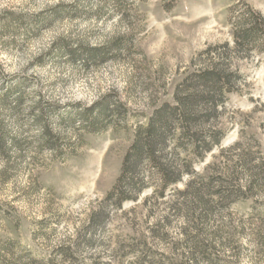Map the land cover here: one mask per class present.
Returning a JSON list of instances; mask_svg holds the SVG:
<instances>
[{
	"label": "rangeland",
	"instance_id": "rangeland-1",
	"mask_svg": "<svg viewBox=\"0 0 264 264\" xmlns=\"http://www.w3.org/2000/svg\"><path fill=\"white\" fill-rule=\"evenodd\" d=\"M246 6L264 17V0H0V264H264V51L233 44ZM210 63L235 74L214 123L224 137L177 161L215 167L235 194L198 223L207 250L191 257L174 193L188 177L156 195L142 160L140 192L118 187L148 118ZM236 143L263 173L246 196Z\"/></svg>",
	"mask_w": 264,
	"mask_h": 264
},
{
	"label": "trees",
	"instance_id": "trees-1",
	"mask_svg": "<svg viewBox=\"0 0 264 264\" xmlns=\"http://www.w3.org/2000/svg\"><path fill=\"white\" fill-rule=\"evenodd\" d=\"M232 24L235 27L233 44L237 50L264 51V17L260 13L246 6L245 10L235 16ZM217 55L220 56L221 62H229L228 51ZM227 68H219L217 64L210 63L194 72L175 89L173 104L165 103L153 112L143 128V134L135 138L125 156L121 186L118 187L120 197H123L129 188L140 192L141 180L137 178L135 168L142 160L148 167L146 174H143V189H154L156 195L163 196L166 188L180 183L183 177H188L183 189L174 190V193L181 204L187 207L186 211L180 207L178 212H186L184 217L188 223L183 230V236L187 240L191 257L195 254L203 256L207 250L199 240L201 230L198 223L205 222L208 215H214L223 206L228 205L235 194L225 186L223 174H216L215 167L213 172L209 171L212 167H207L202 174H198L190 164H178L180 152L190 151L201 160L213 148L220 146L224 133L215 129L214 123L218 109L223 106L225 94L231 92L230 86L235 76ZM104 109L100 113L101 116L107 114ZM99 117L88 122V126L93 127ZM203 127L207 130H201ZM43 132L46 137L43 143L46 144L53 136L48 126H43ZM14 145L16 147L18 143ZM232 148L231 150L239 152L238 163L250 178L245 187L238 186L235 192L246 196V191L263 184V173L257 166H251L252 154L248 147L242 149L241 143H236ZM167 150L170 151V158L167 157ZM125 199L123 197L121 200ZM189 228H193L195 232V236L191 238L186 234V229ZM257 238L259 244L264 247V236L258 233ZM6 253L9 255L11 250ZM65 253V250H60V258L66 259ZM9 264H52V260L44 263L30 258L26 263Z\"/></svg>",
	"mask_w": 264,
	"mask_h": 264
}]
</instances>
